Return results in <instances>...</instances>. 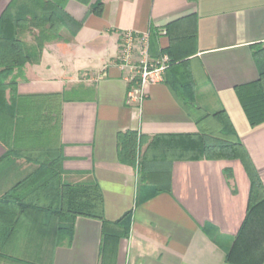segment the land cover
Listing matches in <instances>:
<instances>
[{
    "label": "crops",
    "instance_id": "crops-1",
    "mask_svg": "<svg viewBox=\"0 0 264 264\" xmlns=\"http://www.w3.org/2000/svg\"><path fill=\"white\" fill-rule=\"evenodd\" d=\"M11 1L0 0V16ZM96 1H68L66 12L77 27L63 32L75 35L69 42L45 45L40 61L25 66L18 93L65 94L63 179L97 183L107 223L132 212L129 236L105 241L102 221L78 217L72 240L57 245L56 231L48 227L54 221L22 218L9 239L18 243L11 253L36 264H250L244 246L254 233L264 242L259 219L246 227L243 247L234 251L238 260L227 261L246 219L251 189L241 161L169 164L166 157L144 165L142 179L136 167L120 161L119 133L141 136L142 157L156 137L198 131L166 77L148 88L140 106L127 102L132 83L121 66L120 49L123 33L149 34L152 58L170 48L180 63L188 60L195 103L209 113H227L264 186V124L251 127L239 100V89L259 79L253 46L264 43V0H103L101 16L92 12ZM27 38L24 33L33 46ZM5 151L0 142V160ZM33 169L23 159L0 162V197ZM225 169L232 170L230 179ZM249 247L251 252L259 248ZM260 251L253 256L261 258Z\"/></svg>",
    "mask_w": 264,
    "mask_h": 264
},
{
    "label": "trees",
    "instance_id": "trees-1",
    "mask_svg": "<svg viewBox=\"0 0 264 264\" xmlns=\"http://www.w3.org/2000/svg\"><path fill=\"white\" fill-rule=\"evenodd\" d=\"M68 1L12 0L0 16V142L6 149L0 162L15 158L34 166L32 172L0 197V264H36L11 253V248L18 243L9 239L19 230L18 222L22 218L46 217L48 222L54 221L53 226L48 227L56 231L57 245L72 240L78 217L102 221L105 241L128 238L130 233L132 212L113 224L105 221L103 194L97 183L72 184L63 179L61 125L65 94L18 93L19 80H25V66L40 61L45 45L69 42L75 35L63 32L71 26L77 27L66 12ZM78 1L90 4L92 0ZM91 6L95 15L103 14V0ZM24 33L33 38V46L24 41ZM161 52V56L169 57L165 82L198 131L156 137L142 157L139 155L141 136L133 131L119 133V159L136 167L141 179L144 165L162 162L166 157L169 164L180 160L241 161L251 189L246 219L233 249L227 254V261H237L234 251L239 250L250 221L264 222L263 183L227 113L224 110L209 113L195 103L196 83L188 60L180 63L170 48ZM253 56L259 67V79L239 89V100L254 128L264 124V43L253 46ZM225 174L230 179L232 170L225 169ZM258 236L254 233L251 244L246 242L244 246V259L250 264L264 263V242H260ZM256 244L258 250L251 252L249 246ZM259 250L261 258H256L253 253Z\"/></svg>",
    "mask_w": 264,
    "mask_h": 264
},
{
    "label": "built area",
    "instance_id": "built-area-1",
    "mask_svg": "<svg viewBox=\"0 0 264 264\" xmlns=\"http://www.w3.org/2000/svg\"><path fill=\"white\" fill-rule=\"evenodd\" d=\"M122 37L121 66L130 72L127 81L132 83L127 102L140 106L147 97L148 88L164 81L169 58L166 55L158 58L150 56L149 34L136 38L133 32H125Z\"/></svg>",
    "mask_w": 264,
    "mask_h": 264
},
{
    "label": "rangeland",
    "instance_id": "rangeland-1",
    "mask_svg": "<svg viewBox=\"0 0 264 264\" xmlns=\"http://www.w3.org/2000/svg\"><path fill=\"white\" fill-rule=\"evenodd\" d=\"M24 36V35H23ZM31 42V41H33V38L31 37V38H27V42ZM34 42V41H33ZM200 100H202V99H200Z\"/></svg>",
    "mask_w": 264,
    "mask_h": 264
}]
</instances>
